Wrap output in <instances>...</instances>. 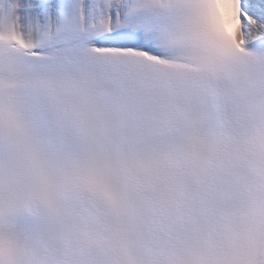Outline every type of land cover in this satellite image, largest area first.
<instances>
[{
	"label": "snow or ice",
	"instance_id": "obj_1",
	"mask_svg": "<svg viewBox=\"0 0 264 264\" xmlns=\"http://www.w3.org/2000/svg\"><path fill=\"white\" fill-rule=\"evenodd\" d=\"M0 264H264V0H0Z\"/></svg>",
	"mask_w": 264,
	"mask_h": 264
}]
</instances>
